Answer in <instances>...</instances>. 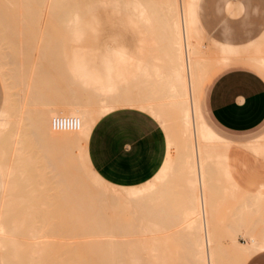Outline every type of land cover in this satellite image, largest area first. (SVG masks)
<instances>
[{"label":"bare ground","instance_id":"6f19581e","mask_svg":"<svg viewBox=\"0 0 264 264\" xmlns=\"http://www.w3.org/2000/svg\"><path fill=\"white\" fill-rule=\"evenodd\" d=\"M0 1L3 2V0ZM4 1L6 3H1V5L7 4L4 6L5 9L3 8L5 15H7L6 17L4 15V18L1 19V21L3 20L2 22L13 19L12 14L10 15L11 18H8L10 10L16 17L19 14L16 10L23 9L25 11L28 9L27 11L29 12L27 14V11L26 13L22 11L21 21L23 25L26 22V26L30 25L31 28L21 24L22 28L25 27V30L22 29L21 32L24 31L22 35L28 34V32H30V36L34 34L32 37L28 36V38L34 39L35 37V42L33 43L32 40L27 42L26 39L24 42L21 38L24 42L22 43H26V45H24V51H20V55H26L27 51L25 48L28 49L29 45L32 46H30V49H39L41 44L38 42L39 45L37 47L34 44L38 41L36 40V35L38 36L39 34L40 36L43 27L41 26L42 28L40 29L41 24L36 16L37 13L40 15L39 12L42 14V10H40L42 8L38 6L39 10H37L34 6L29 10V1L34 4L35 0ZM42 1L44 12L47 10L53 13L64 27V35L62 37L57 36V40L62 39L71 42V37L78 24L86 16L88 17L89 14L101 9L122 8L137 15L136 17L143 21L149 31L153 50L150 53L152 60L148 58L151 63L149 62V65H145L146 67L148 65V67L146 72L144 71L146 79H148L146 83L148 92H141L145 87L142 88L140 86L142 81L139 82V78L134 82L135 90L140 92V104H133L132 101L125 99L127 87H105L89 81L76 67L70 49L61 50L58 46L57 49L60 50L58 52H55L56 47H54V51L49 49L51 52L56 53V57L57 55L59 56L57 61L59 68H57V62H54L56 66L55 68L53 67L54 64L49 58L50 55H47L45 60L48 61V58L49 61L51 60L47 68L49 67L48 70L54 68V73L53 70L50 73H57V77L55 76L57 83H59V76L67 75L76 84L93 88L97 96L101 117L111 110L122 106L137 107L150 112L161 121L165 129L169 140L168 156L161 171L154 179L143 186L119 187L108 183L98 175L89 160L88 142L95 125L90 110L83 106L82 101L75 98L72 102H68L72 106L69 109L72 116L80 120V125L78 129L71 130L72 133L63 142V148L61 145L58 149L52 147L51 139L58 132L53 130L51 125L52 118L58 115V110L51 107L54 102L48 100L47 97H42L44 95L42 92L44 91L43 87L41 88L42 95L40 93V96H37L39 92L36 83L39 80L35 81V83L33 82V85H29L27 75L32 70V67L31 69L29 67L30 63L19 61L16 64L13 52L10 53L8 50L7 54L5 50L3 52L2 48H0V53L2 52L0 55L5 53L1 56V59H3H0L2 61L0 63H3L0 66V70H7L6 66L12 68L13 65L12 70H3L2 72H5L3 75L7 77L11 74L15 80L11 79L13 82H9L10 80L8 79V83L6 81L7 91H11L8 92L5 107L0 113V169L4 179V197L0 204V264H246L254 254L264 250V231L262 230L263 232H261L260 230L257 232V229H260L258 228L260 224L264 223V193L262 192H248L243 199H240L241 205L240 203L238 205L241 206L242 214L234 211L242 216L241 219H244L245 223L243 224L241 219L237 220L239 218L238 214L233 215L237 216L236 220L241 227L237 226L238 223L236 224L237 221L232 219L233 217H230L233 222L236 221L232 223V226H234L232 229L236 227V232L238 229L237 233H235V229L232 230L233 233L228 232L233 235L232 237L229 235L234 242L229 239L233 244L228 242L231 243V248L228 247L232 250L231 253L236 248V252L234 255L232 254L234 257L229 252L227 253L229 249L226 250L228 247L225 245L229 244L216 239V235L219 232L216 234L215 231L218 228L215 223L211 224L216 220L211 211L216 206L212 203L214 207H210L211 210H208L212 204L211 202V205L209 204L210 198L203 193H181L179 195L178 201L181 207L179 218L184 225L178 227L177 233L184 232L191 239H194L193 243L188 247L191 251L186 252L184 257L180 256L183 253H169L172 250L169 244L171 238L169 237L166 238L165 243H155L149 248L147 247L151 252L144 254V256L134 252L138 245L133 244L132 239L118 240L109 236L107 238L91 239L90 244L82 240H76L73 234L79 232V227L85 225L86 222L79 219L82 216L77 212V207L67 204L72 201H86L90 198L91 201L96 199L98 201L103 200L102 197L91 196L87 199L84 195H81L90 187V184L112 187L117 192L115 194L118 201V205L115 207L117 213L114 215L116 218L122 217L133 202L140 203L146 200L150 201L154 206H161L162 203H171V195L157 194L156 192L164 191L171 184L172 173H175L176 169L178 170L177 184L181 191L200 192L209 185H220V183H222L221 185L230 184L231 188L238 187L236 186L238 183L233 178L228 166L227 153L231 144L221 141L205 125L199 112L198 95L201 84L208 73L224 62L238 57H245L264 64V34L260 38V41H262L261 45L259 44L260 46L258 48L255 47L253 50L221 43H215V49H208L203 41L206 35L203 32L204 30L202 31V26L200 27L198 20L199 0ZM12 10L16 11L15 13L18 12V14H14ZM0 11L3 12L2 10ZM31 13H33L32 16L30 15ZM27 19L30 20V24ZM41 20L44 21L43 19ZM5 22L2 23L3 26H6ZM36 22L40 25L38 26ZM33 25L35 28L39 27L42 31L39 33V29H37L36 32L38 33H36ZM31 29L34 30L31 32ZM0 37L6 39V36ZM54 37L52 38L53 40ZM41 38H45L46 43L48 42L47 40H50L46 37ZM49 42L42 47L50 48ZM0 46L12 49L9 45L6 46V43ZM45 52L47 53V51ZM42 53L39 54L41 58L43 57ZM6 55H11L12 61H9ZM51 55L53 56V53ZM4 58L6 62H3ZM53 60L56 61V59ZM45 63L43 62L44 65ZM4 64H6L5 68H3ZM7 64L12 65L9 67ZM50 64H52L51 68ZM62 64L65 65L63 66ZM9 71L12 72L10 73ZM59 72L62 74L60 75ZM41 84L43 83L41 82ZM13 88L15 90H12ZM56 88L53 93H63V87L60 84ZM28 94L29 96L27 97ZM33 94L34 99L30 97ZM37 100L48 107L45 110V113L49 114L48 118L43 119L42 114L44 111L32 108ZM58 133L61 132L59 131ZM172 137H178V147L172 146ZM245 148L257 155H264V143H251ZM177 149L178 158H176ZM172 150L174 151V156H172ZM214 168L218 172L216 178L213 176ZM73 169L81 172L76 173ZM82 175L87 176L90 182L79 181L78 179ZM175 184L176 182H174ZM233 184L236 187H232ZM226 185H224L225 188L227 187ZM231 188L228 189L227 187L226 189L230 191ZM232 211L233 209L228 212ZM136 214L138 215L139 213ZM161 214L162 217L168 218L171 212L162 209ZM211 215L212 218H208ZM228 218L224 219V221ZM230 218L225 221L226 224L228 221L229 224L231 223ZM217 224L219 223L217 222ZM226 224L225 227L229 229L230 227L228 226L231 224H228V226ZM101 225L102 223H96V232L100 234L111 233L102 229ZM251 225L254 228L258 226L255 229L256 231ZM249 227L253 228L251 231H254L256 236L247 237L244 235V231L248 233ZM210 229L215 232V235L212 236ZM229 231L231 230L229 229ZM239 231H242L243 234H240ZM238 235H244L245 238L243 239H246L244 244L238 243V241L235 242L237 240L235 236ZM153 240L155 241L156 239L153 238ZM213 240L217 241L214 242ZM216 243H220L218 246L224 247L225 250L223 247L220 248V250L223 249V254H220L221 251L219 252V249L217 250ZM221 243L225 245H221ZM160 248L163 249V253L158 252ZM219 255L222 256L220 257ZM224 257H230L231 260L225 259L224 261ZM233 261L234 263H232Z\"/></svg>","mask_w":264,"mask_h":264},{"label":"crops","instance_id":"0c3cea01","mask_svg":"<svg viewBox=\"0 0 264 264\" xmlns=\"http://www.w3.org/2000/svg\"><path fill=\"white\" fill-rule=\"evenodd\" d=\"M203 2L204 0L198 1V20L200 27L202 26V31L204 30L203 32L207 33L202 21ZM245 8L246 5L241 1L236 3L233 0H224L223 10L230 16L243 13ZM114 12H123L125 14L127 17L126 21L124 20L125 24L138 31L139 39L137 41L126 42L123 35L111 37L112 42L101 40L103 34V20L100 18V14L112 15ZM97 14L99 16H97ZM136 16L137 15H134L132 12L122 8H108L89 14L88 17L86 16L78 24L71 37L70 53L76 67L89 81L105 87L125 88L139 78V82L142 81L140 82V86L142 88L145 87L144 89L141 88V92H148V88H146L148 79H146L145 72L152 60L150 53H152L153 47L150 43L151 40L146 25ZM263 32L264 27L258 35L243 42H234L229 36H226L223 40L212 35L208 36L221 44L238 47L255 41ZM92 41L98 42L97 49H91L89 47V43ZM148 58L151 60L149 61ZM146 64H148L147 67L145 66ZM225 66L227 67L213 77L209 83L207 82L215 69ZM141 72L142 74L144 72V74L142 75ZM206 82L208 85L205 89L204 106L209 121L205 116L201 102V92ZM6 100L7 97L0 113L5 107ZM198 106L201 118L209 130L221 141L231 144L227 153L228 166L233 178L238 183V185H236L238 187L233 184L232 187L236 188H231L230 184H224L228 189L231 188L229 191L226 189L227 187L225 188V186L220 183V185H209L205 190L200 192L191 190L186 192L183 190L181 191L177 184L178 170L176 169V172L172 173L171 184H169L164 191L156 192L157 194L164 193L165 195H171L172 202L162 203L163 206L156 205L154 207L157 209H169L172 214L174 206H180L178 200L181 193H203L207 195L206 197L210 198L209 204L211 202V204L213 203L215 204L214 206H216V208L211 210L210 207H214L212 204L208 209L213 212V216L215 217L213 218L216 219L215 222L211 223H215L218 228L217 231H215L216 234L219 232L216 235V239L220 242L222 241L223 243L229 244L225 245L221 243V245L231 248L230 244L234 242L231 238L233 235L231 234L233 233L232 230L236 228L232 229L234 227L232 223L242 217L240 216V214H242L240 199H243L248 192L264 193V155H257L245 148L251 143H264V131L256 135L246 134L255 131L264 124V64L249 58L238 57L214 67L201 84L198 95ZM224 131L239 136H231L224 133ZM168 141L167 134L161 121L155 118L150 112L137 107L122 106L103 115L94 125L88 142L89 160L98 175L108 183L119 187L143 186L154 179L163 168L168 156ZM171 141L172 146L175 145L178 147V137H172ZM172 156H174L173 150ZM176 158H178V149L176 151ZM213 171L215 172V174L213 172V176L216 178L218 172L215 171V168ZM0 172L1 188L3 191L2 202L4 197V179L1 169ZM174 182H176L175 185ZM215 194H219L220 196L215 197ZM226 194H229V196ZM142 202L143 201H141V203ZM238 203H240V205H238ZM147 204H149L148 208H153V204L150 201H147ZM230 205H232V207H230ZM214 209L215 211H213ZM232 209V212H228ZM234 210L240 214L237 213V215ZM233 214L239 216V218ZM228 217H233L232 219L234 220L237 218V220L233 222L230 218L231 225L229 221L226 224L225 221L229 219ZM208 218H212V215ZM226 218L228 219L224 221ZM166 219L169 221L171 218L169 217ZM243 220L241 219L244 224L245 222ZM217 222L219 224H217ZM222 222H224L226 226L229 224L230 226L228 227H230L229 229L231 231H229ZM171 224L177 226L184 225L180 218H178V222H172ZM262 224H260V226L262 225L261 227L259 226V231L261 230V232L264 231V223ZM238 225L239 223L237 226ZM262 227L263 229H261ZM243 229L241 230L243 231ZM242 231H239V233L243 234ZM215 232L211 230L212 236L215 235ZM237 232L235 229V233ZM229 235H231V237ZM244 235L241 236L245 238ZM238 236H235V239H237L235 242L238 241V243L244 244L246 239L242 242L239 240L240 238L238 239ZM229 239H232L233 242L229 241ZM174 241L181 242V244L178 245L180 248L178 251L183 253L180 256L184 257L186 256V252L191 251L188 247H190L194 239H191L188 234L186 235L184 232H181L179 238ZM219 244H217V250L219 249L218 251H221L220 254H223L222 251L224 247L218 246ZM221 247H223L222 250H220ZM229 247L226 248V250H228ZM230 250L231 249H229L227 253L229 252V254L233 256L236 252V248L233 249V253H231L232 250ZM219 256L221 257L222 255ZM246 264H264V250L254 254Z\"/></svg>","mask_w":264,"mask_h":264},{"label":"rangeland","instance_id":"374dc122","mask_svg":"<svg viewBox=\"0 0 264 264\" xmlns=\"http://www.w3.org/2000/svg\"><path fill=\"white\" fill-rule=\"evenodd\" d=\"M233 1L236 3H239L240 1L243 2L246 5L245 11L241 14H238L235 16H230L227 14L226 11L223 10L224 0H204V2H203L202 21H203L204 27L207 31V33L205 32V35L208 38V39L205 38L206 37L205 36L203 41H204L205 45L207 46V48L210 50L215 49L216 48L215 43H219V42L214 40L213 38H212L213 39L212 40L208 35H212V36H214L218 39H222V40L225 39L226 36H229V38H231L234 42H243V41H246V40L258 35L264 27V0H233ZM29 2H30V4L28 3L29 6L33 5L30 7L28 6L29 10H31L30 8L34 7V6H35L34 8H37V10H39L38 6H40V8H42V9H40V10H42V14L39 12L41 17L39 18L40 15H38V13H37L36 17H37V19H39V20L43 19L44 21L38 20V22L41 25L38 24L37 22H36V24H38V26L40 25V29L43 27V29H42L43 31L40 30L39 27L35 28L34 27L35 24L33 25V28H35V32L37 29H39L38 30L39 33L42 31L40 33L41 37H46L47 39H50L47 41L48 42L50 41L49 45L51 47L47 48L48 50L45 47H42V46H45V44H48V42L46 43V39L41 38L38 34V36L40 38L36 35V38H37L36 40H38V41H36V44H34V46L37 47V45L41 44L40 45L41 47L38 46V47H40L39 49L38 48L30 49L31 45L27 44L29 46H28V49L25 48L27 51L26 55H24V56L22 54L20 55V51H24V45H26V43L25 44H23V43L26 40H27V42H28V40L29 41L32 40V42L34 43L35 37H34V39H32V38L30 39V37H32L34 35V34H32V36H30V32H28V34L26 33V34L22 35L24 33V31L21 32L22 29L25 30L24 29L25 27L31 28L30 25L26 26V24H25L26 22L25 23L23 22L24 25L22 24L21 15H22L23 9L16 10L19 12V14H18V12L15 13L16 11L12 10V12H14V14H18L17 17L15 15H13V13H11V10H10V12L8 11L10 13L9 16L12 14L13 19L5 20L6 22L5 21L4 22H5L6 26L2 25V23H4V22H2L3 20L1 21V19L4 18V15H5L4 6L7 5V4L4 5L6 3V1L3 0V2L0 1V10L3 11V12L0 11V36H6V39L8 38V40H9V41L7 40L9 42V44L6 41V39L3 37L2 38L0 37V42L4 45L6 43V46L9 45L10 47H12V49L11 48H9V49L3 48L4 46L3 47L0 46V48H2V51L5 50L7 54H8V50L10 51V53L13 52V54L15 55V58H16L15 59L16 64H18L19 61L22 63H23V61L30 63L29 67H30V69L32 67V70L30 71L31 73L29 72L28 73L29 75H27L28 79H29L28 80L29 85H31V84L33 85L35 83V81L37 82L39 80L36 83L38 86L37 88H38V92H39V93H37V96L39 97L40 95H42V92H43L44 95H42V97H47L48 100H52L54 102V104L51 107L56 108L58 110V115H70V116H72V114L69 110L72 108V106L69 103L72 102V100L75 98L76 100L82 101L83 106L87 107L90 110V114L93 118V122H94V124H96V122L101 118V116H100V112H99L97 96H96L93 88L91 86L82 87V86L76 84L75 82H73L71 80V78L68 77L67 75L60 77L59 74L60 75L62 74V73H60L61 71L58 74V76H59L58 82L59 83H57V80H56L57 79L56 78L57 73L55 72L56 74H53L54 68L56 66L55 63L59 60V56L57 55V57H58V59H57L56 53H55V52L60 51L59 49H57V46L60 47L61 50L70 49V41H66V40H62V39H59V40L56 39L57 36L62 37L64 35V27L60 24L59 19L53 13H51L47 10H45V12L47 11L46 13L44 12V9L42 6V3H43L42 0H35L34 4L31 1H29ZM1 3H4V4H2L3 7L1 5ZM8 6H9V3H8ZM27 10H25L23 12L26 13ZM37 10H35V11H37ZM32 11H33V9H32ZM28 13L29 12L27 11V14ZM27 14H26V16L29 17ZM32 14L33 13H31L30 15L32 16ZM6 15H5V17H6ZM9 16H8V18H11V16L10 17ZM97 16H99V15L97 14ZM23 17H25V16H23ZM33 18H34V15H33ZM100 18H102V20H103V26H102L103 34H102V39H101L102 41L112 42L111 37L113 38L116 35H123L124 40L126 42H130V41L135 42L139 39L138 31L135 28L130 27V26L125 24L124 20L126 21L127 17L125 16V14L123 12H114L112 15L100 14ZM17 20H19V21H17ZM23 21H25V20H23ZM28 21L30 24L31 23L30 20H28ZM35 21H34V23H35ZM18 22H20V23H18ZM21 24L25 27L22 28ZM8 26H10V27H8ZM36 27H37V25H36ZM32 30H34V29H31V32H32ZM18 32H19V34H18ZM36 33H38V32H36ZM263 34H264V32L261 34V36ZM14 36H15V38H14ZM28 36H30V37L28 38ZM261 36L258 39H256L255 41H253L247 45H242V46H238V47L248 48L251 50H253L255 47L258 48L262 43V41H260ZM53 37H54V40L52 39ZM21 38L24 40V42L22 41ZM39 40H41V41H39ZM42 40H43V42H42ZM214 41H216V42H214ZM38 42H39V44H38ZM1 43H0V45H2ZM18 46H20V48H18ZM97 46H98L97 41H92L89 43V47L91 49H97ZM16 47H17V50H16ZM54 47H56V51L51 52V51L55 50ZM41 50L43 51V53ZM44 50L47 51V53ZM0 51H1V49H0ZM40 52L42 53L43 57H45V55H46V57L44 59H43V57L41 58V55H39V54H41ZM23 53H25V52H23ZM52 53H53V56L55 55L54 57L51 55ZM4 54L0 55V59H1V56H3ZM18 55H20V56L18 57ZM47 55H50L49 58L52 60V63L54 64L53 69L51 68L52 64H50L51 65L50 68H51V70H53V73H50L51 70L50 69L48 70L49 67L47 68V66L49 65L48 63H50V61H51V60L49 61V58H48V61L45 60V59H47ZM7 57H8L7 59L9 61H12L11 55H8ZM13 58H14V56H13ZM53 59H56V61ZM4 61H5V58H4L3 62ZM9 61H8V63H9ZM39 61H40V63H39ZM43 62L44 63L47 62V63H45V65H44ZM2 64L3 63H0V66H2ZM10 65H12V64H10ZM10 65H8V66L11 67ZM42 65H44V66H42ZM62 65L64 66L65 64H62ZM4 66H6V64L3 65V68H5ZM29 67H28V69H29ZM226 67L227 66L215 69L212 76L209 78V80L207 82L209 83V81L213 77H215L221 70H223ZM12 68H13V65H12ZM12 68H8L6 66L7 70H12ZM41 68H43V69H41ZM57 68H59L58 62H57ZM40 69H41V71H40ZM3 70L7 71L5 69H3ZM3 70L2 69L0 70V110L2 109V107L4 105V101L7 97V94H9L8 92L11 91V90L7 91L6 81H7V83L9 80H10L9 82L15 81L14 77L11 74L8 75V77L6 75H3V73L5 74V72H2ZM9 72L11 73L12 71H9ZM42 77H43V79H42ZM50 78H52V79L50 80ZM54 79H55V81L53 82ZM59 79H61V80L59 81ZM41 82L43 84H41ZM207 82L205 83V85L202 89V92H201V102H202V105L204 108L205 116H206L207 120L209 121L208 114H207V111H206L205 106H204V95H205L206 86L208 85ZM59 84L63 87V93H61V94L59 92L53 93L54 90L57 89L56 87ZM42 87H43L44 91L41 92ZM126 87H127V89L125 90V94H126L125 99L132 101L133 104H140L141 96H140V92H137L135 90V84L132 83L131 85H128ZM39 88H40V91H39ZM12 90H15V88H13ZM12 92H14V91H12ZM28 96H29V94L27 95V97ZM33 96H34V94L31 95L30 97L32 99H34ZM127 105H128V103H127ZM32 108H35L36 110L44 111L42 114L43 119H45L46 117L48 118L49 114L45 113V110L48 107L43 105L40 101L37 100L36 104L34 106H32ZM208 123H210V122H208ZM215 129L220 133V131L217 128H215ZM263 131H264V124L261 127H259L258 129H256L255 131H251V132L246 133V134L256 135V134H259ZM58 132L53 137V139H51V141L53 143L52 147H55L56 149H58V147H60V145L63 148V142H65L66 137L72 133L71 130L60 131L61 133H58ZM224 133L231 135V136H239V135H232V134L225 132V131H224ZM220 134H222V133H220ZM246 134H243V135H246ZM243 135H240V136H243ZM73 171L76 173L81 172L77 169H73ZM78 180L90 182L88 177L85 175H82V177L79 178ZM116 193L117 192L112 187L98 186V185L90 184V187H88L87 190H85V192L81 195H84V197L87 199L90 198L91 196H94L97 198L102 197L103 200L98 201L96 199L95 201H91L90 200L91 198H90L86 201L80 200L78 202L72 201L70 203H67L70 206L77 207V212L82 216L79 219L86 222L85 225L79 227V232L73 234V236L76 238V240H82V241H85L88 244H90L91 239L107 238L109 236L116 238L118 240L132 239L133 240L132 243L135 245H138V248L135 249L134 252L142 254L144 256V254L146 255L147 253L151 252L150 249H147V247L149 248L150 246H152L155 243H159V244L165 243L166 238L169 237V238H171V240L169 241V244H170V247L172 248V250L169 251V253H176V254L180 253L181 254V252L178 251L180 249L178 247V245H180L181 242L174 241L175 239L179 238L180 233H177V229L180 226L171 224L172 222H174V223L178 222V218H179V214H180V210H181L180 206H178V205L174 206V210H172L173 213L169 216L171 218L170 219L171 221L170 220L167 221L166 218L162 217V214H161L162 209L161 208L157 209L156 207H154V205H153V208H148L149 204H147L146 200H143L142 203L141 202L140 203L133 202L131 207L129 208V210L127 212H125V214L122 217L116 218V217H114L115 213H117V210L115 209V207L118 205V201L115 197ZM2 195H3V191L1 188V172H0V202L2 199ZM216 196H220V195L215 194V197ZM232 205H233V203H232ZM232 205H230V207H232ZM164 210L169 211V209H164ZM136 213H139V214L137 215ZM96 223H102L101 228L104 230H108L111 233L100 234V233L96 232V228H97ZM164 223H166V224H164ZM252 225H251V227L254 228V226H252ZM257 227L254 228V231H256L255 229H257ZM253 228L249 227V231H248V233L245 232V236H247V237H253V235L256 236L255 232L251 231ZM257 232H259V229H257ZM257 235H259V234H257ZM153 238H155L156 240L154 241ZM238 239L240 241L244 242V239L241 235L238 236ZM158 252L163 253V249L160 248L158 250ZM223 259H224V261H225V259L229 260L230 257H226ZM232 263H234V261Z\"/></svg>","mask_w":264,"mask_h":264},{"label":"built area","instance_id":"2783aa9c","mask_svg":"<svg viewBox=\"0 0 264 264\" xmlns=\"http://www.w3.org/2000/svg\"><path fill=\"white\" fill-rule=\"evenodd\" d=\"M51 125L55 131L76 130L80 125V120L75 116L57 115L52 118Z\"/></svg>","mask_w":264,"mask_h":264}]
</instances>
